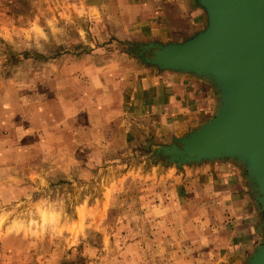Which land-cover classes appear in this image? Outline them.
Wrapping results in <instances>:
<instances>
[{"label": "rangeland", "instance_id": "374dc122", "mask_svg": "<svg viewBox=\"0 0 264 264\" xmlns=\"http://www.w3.org/2000/svg\"><path fill=\"white\" fill-rule=\"evenodd\" d=\"M119 5L122 0H0V264H203L208 258L197 215L202 203L184 192L192 176L177 180L158 171L177 166L155 159L145 136L67 149L58 131H41L47 123L58 126L61 101L85 87L68 90L72 79L62 69L70 59L92 50L96 62L134 60L130 46L153 38L139 33L133 8L125 24ZM159 184L174 185L180 196L171 203Z\"/></svg>", "mask_w": 264, "mask_h": 264}, {"label": "crops", "instance_id": "0c3cea01", "mask_svg": "<svg viewBox=\"0 0 264 264\" xmlns=\"http://www.w3.org/2000/svg\"><path fill=\"white\" fill-rule=\"evenodd\" d=\"M123 1L119 12L125 24L127 11L133 8L137 16L131 21H138L139 33L152 35L153 38L145 42L182 41L207 23L204 9L195 0H138L131 6L130 2ZM90 52L92 54L81 59L73 57L62 69L72 79V84L68 85L71 93L82 86L85 90L77 92L75 98L61 101L63 113L58 126L47 123L41 130L48 134L58 131L60 143L67 149L117 140L132 141L136 132L145 136V144H165V140H173L197 128L215 109L212 86L200 78L160 70L136 57L128 59V55L117 61L96 62L95 51ZM85 91V95L80 96L79 93ZM49 114L45 112L44 117ZM86 114L88 124L83 122L87 121ZM184 168H158V171L177 180L184 175L192 176L188 181L192 184L184 192L202 203L197 215L203 224L206 242L203 250L208 257L203 264H245L262 239V229L239 167L229 161H207ZM160 188L171 195V203L180 196L174 185L159 184L157 190Z\"/></svg>", "mask_w": 264, "mask_h": 264}, {"label": "water", "instance_id": "95a60500", "mask_svg": "<svg viewBox=\"0 0 264 264\" xmlns=\"http://www.w3.org/2000/svg\"><path fill=\"white\" fill-rule=\"evenodd\" d=\"M205 27L182 41L134 43L129 52L160 70L208 82L212 115L151 155L181 168L206 161L236 164L260 217L262 239L245 264H264V0H195Z\"/></svg>", "mask_w": 264, "mask_h": 264}, {"label": "trees", "instance_id": "16d2710c", "mask_svg": "<svg viewBox=\"0 0 264 264\" xmlns=\"http://www.w3.org/2000/svg\"><path fill=\"white\" fill-rule=\"evenodd\" d=\"M18 56H19V54H18ZM149 145V144H148Z\"/></svg>", "mask_w": 264, "mask_h": 264}]
</instances>
